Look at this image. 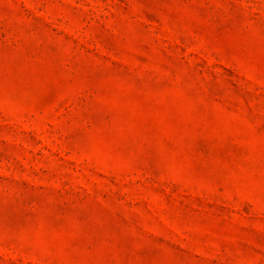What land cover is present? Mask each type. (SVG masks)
<instances>
[{
    "label": "rangeland",
    "instance_id": "obj_1",
    "mask_svg": "<svg viewBox=\"0 0 264 264\" xmlns=\"http://www.w3.org/2000/svg\"><path fill=\"white\" fill-rule=\"evenodd\" d=\"M0 264H264V0H0Z\"/></svg>",
    "mask_w": 264,
    "mask_h": 264
}]
</instances>
